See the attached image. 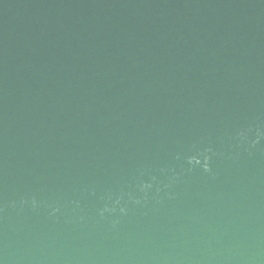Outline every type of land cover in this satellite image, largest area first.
I'll return each mask as SVG.
<instances>
[{"label":"water","instance_id":"1","mask_svg":"<svg viewBox=\"0 0 264 264\" xmlns=\"http://www.w3.org/2000/svg\"><path fill=\"white\" fill-rule=\"evenodd\" d=\"M0 264H264V0H0Z\"/></svg>","mask_w":264,"mask_h":264}]
</instances>
